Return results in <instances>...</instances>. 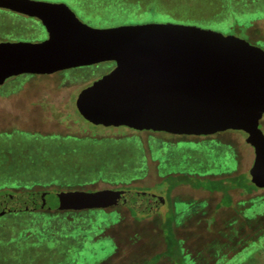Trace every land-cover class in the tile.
Segmentation results:
<instances>
[{
  "label": "rangeland",
  "instance_id": "1",
  "mask_svg": "<svg viewBox=\"0 0 264 264\" xmlns=\"http://www.w3.org/2000/svg\"><path fill=\"white\" fill-rule=\"evenodd\" d=\"M38 1L65 3L96 29L171 23L231 35L264 50V0ZM45 36L39 21L0 10V40L41 42ZM112 68L101 63L21 75L0 87V195L88 184L93 190L144 186L162 195L165 206L152 219H134L121 208L117 214L8 213L0 217V264H195L185 248L195 253L197 242L211 234L237 235L241 218L264 214V189H255L249 176L254 149L241 131L178 136L93 127L94 140L73 142L13 131L33 127L38 107L43 132L80 134L77 95ZM259 127L264 133V116ZM231 245L224 249L231 257L212 245L223 254L217 264H264V234L236 253L238 244Z\"/></svg>",
  "mask_w": 264,
  "mask_h": 264
},
{
  "label": "water",
  "instance_id": "2",
  "mask_svg": "<svg viewBox=\"0 0 264 264\" xmlns=\"http://www.w3.org/2000/svg\"><path fill=\"white\" fill-rule=\"evenodd\" d=\"M0 9L37 19L41 42H0V87L21 75L112 63V70L84 88L76 108L104 127L212 136L241 131L254 149L251 183L264 189V50L247 41L195 26L126 25L96 29L64 3L0 0ZM164 200L125 191L0 195L8 213L124 205L155 213ZM146 205V209L143 208Z\"/></svg>",
  "mask_w": 264,
  "mask_h": 264
},
{
  "label": "flooded vegetation",
  "instance_id": "3",
  "mask_svg": "<svg viewBox=\"0 0 264 264\" xmlns=\"http://www.w3.org/2000/svg\"><path fill=\"white\" fill-rule=\"evenodd\" d=\"M58 3H62V2H58ZM0 10L6 11V12H10V13L15 14V15L23 16V17H26V18H29V19H34V18H30V17L24 16V15H21V14H17V13L8 11V10H4V9H0ZM34 20H37V19H34ZM45 37H47V34H46ZM0 42H12V41L0 40ZM74 107L76 108V100L74 102ZM39 110H40V108H38V107L36 108V110H34L35 112L33 114L35 116H37L38 118L36 119L37 122L33 125V127L29 128V129H27V128H18V129H14L13 131L25 132V133H27V135H31L33 137H48V136L53 137L54 136L57 140H62V141L67 140V141H72L73 142V141L87 140V139H90V138H91V140L92 139L94 140L96 137H95V134L93 132V127L94 128L95 127H104V126H101V125H94V124L86 121L83 117H81V115L79 114V112H78V110L76 108L77 114L84 120V123L82 121L81 127L79 128V130H81L80 134L75 133V132H68V133H62V132L53 133V132H51V133H45V132H43V129H45V127L40 123L41 120L39 118V116H40V113L38 112ZM34 121H35V119H34ZM75 125H76V123L74 125H71L72 127L69 126L68 127L69 130L75 128L76 127ZM104 128H110V127H104ZM112 128H118V127H112ZM129 130L135 131V132H140V131H136V130H133V129H129ZM86 131H88L90 133H93V134H89ZM220 133H223V132H220ZM220 133H217V134H220ZM217 134H214V135H217ZM214 135H212V136H214ZM168 176H170V175H168ZM82 186L83 187L77 186V187H74V188H67L66 187L64 189H60V191H36V190H34V191H24V192L13 193L11 195L22 194V193H33V192H43V193L49 192V193H54V194H66V193H72V192L95 193V192H99V191H125V192H136V193H148V194H152V195H155V196L163 198L164 204L155 213H152V214H140L137 211L133 210L132 208H129V207L124 206V205H112V206H107V207H103V208H81V209H73V208H71V209H63V210H38V211H35V212H41V211H44V212H48L49 211L50 212V211H52V212L67 213L69 215H76V214L78 215V214L83 213V212L98 210V211H102V212L112 211L110 213L117 214L118 212H116V209H120L121 208V209H126L128 211V213L130 214V216L132 218H134V219L142 218V217L144 219L155 218L156 216L159 215V211L161 210V208H163L165 206V202H166L165 198L162 197V195L154 194L152 192H149L150 187L137 186V187H122V188L119 187V188H115V189L93 190L90 187L91 184L82 185ZM151 188H153V187H151ZM256 188L257 187H255V189ZM174 189L175 188H172V190H174ZM172 190H170L168 192V194H167V198L169 200H171L170 195H171V191ZM143 208L146 209V205L145 206L143 205ZM219 209L220 208H218V210ZM204 214H206V213H204ZM116 249H117V246H116Z\"/></svg>",
  "mask_w": 264,
  "mask_h": 264
},
{
  "label": "trees",
  "instance_id": "4",
  "mask_svg": "<svg viewBox=\"0 0 264 264\" xmlns=\"http://www.w3.org/2000/svg\"><path fill=\"white\" fill-rule=\"evenodd\" d=\"M241 219L238 225H236L237 227L236 230L238 232L237 235L225 233V235L222 236L221 234H218L215 239L214 234L210 233L211 234L210 237L201 239L200 241L197 242L198 244L197 251L195 253L188 252L185 248L186 254H190L191 258L195 259L194 260L195 264H217V260L219 259V256L226 254V256L231 257L234 254L233 252L230 251L227 252L224 251V249H226L227 246H232L231 244L234 243L238 244L237 247L233 245L235 247V253H236L242 250L246 246L247 241L249 240L257 241L258 238L264 234V214L258 215L253 219H249V218L247 219L241 218ZM188 220L189 218L186 219V221ZM213 244H218L219 245L218 247L220 248L222 246L221 252L223 254L219 255L217 250H213L212 249ZM203 246L207 247L206 252L203 249H201ZM115 254L116 257L118 252Z\"/></svg>",
  "mask_w": 264,
  "mask_h": 264
}]
</instances>
